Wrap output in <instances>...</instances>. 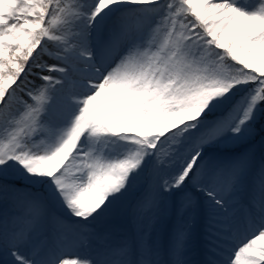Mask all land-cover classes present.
Returning a JSON list of instances; mask_svg holds the SVG:
<instances>
[{
  "label": "snow or ice",
  "instance_id": "6c2138e0",
  "mask_svg": "<svg viewBox=\"0 0 264 264\" xmlns=\"http://www.w3.org/2000/svg\"><path fill=\"white\" fill-rule=\"evenodd\" d=\"M0 264H264V0H0Z\"/></svg>",
  "mask_w": 264,
  "mask_h": 264
},
{
  "label": "rangeland",
  "instance_id": "374dc122",
  "mask_svg": "<svg viewBox=\"0 0 264 264\" xmlns=\"http://www.w3.org/2000/svg\"><path fill=\"white\" fill-rule=\"evenodd\" d=\"M246 148H248V145H241L237 148V151H244ZM253 151H254L255 161L258 164L260 159V148L258 144L253 149ZM97 227L101 230H108L119 234L128 227V221L123 214L115 213L109 216L108 218H106L104 221L100 222L97 225Z\"/></svg>",
  "mask_w": 264,
  "mask_h": 264
},
{
  "label": "bare ground",
  "instance_id": "6f19581e",
  "mask_svg": "<svg viewBox=\"0 0 264 264\" xmlns=\"http://www.w3.org/2000/svg\"><path fill=\"white\" fill-rule=\"evenodd\" d=\"M197 258L199 259V256H197Z\"/></svg>",
  "mask_w": 264,
  "mask_h": 264
}]
</instances>
